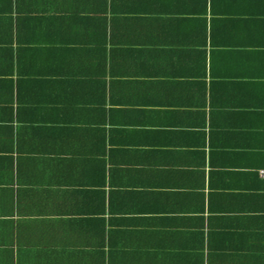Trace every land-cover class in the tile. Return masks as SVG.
I'll use <instances>...</instances> for the list:
<instances>
[{
	"label": "crops",
	"instance_id": "obj_1",
	"mask_svg": "<svg viewBox=\"0 0 264 264\" xmlns=\"http://www.w3.org/2000/svg\"><path fill=\"white\" fill-rule=\"evenodd\" d=\"M260 169L264 0H0V264H264Z\"/></svg>",
	"mask_w": 264,
	"mask_h": 264
},
{
	"label": "built area",
	"instance_id": "obj_2",
	"mask_svg": "<svg viewBox=\"0 0 264 264\" xmlns=\"http://www.w3.org/2000/svg\"><path fill=\"white\" fill-rule=\"evenodd\" d=\"M260 174H261L262 177L264 178V169H260Z\"/></svg>",
	"mask_w": 264,
	"mask_h": 264
},
{
	"label": "trees",
	"instance_id": "obj_3",
	"mask_svg": "<svg viewBox=\"0 0 264 264\" xmlns=\"http://www.w3.org/2000/svg\"><path fill=\"white\" fill-rule=\"evenodd\" d=\"M212 11H213V9H212Z\"/></svg>",
	"mask_w": 264,
	"mask_h": 264
}]
</instances>
